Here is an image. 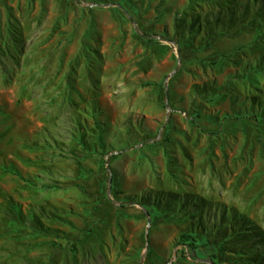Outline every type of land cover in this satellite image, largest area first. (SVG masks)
I'll use <instances>...</instances> for the list:
<instances>
[{
  "label": "rangeland",
  "instance_id": "obj_1",
  "mask_svg": "<svg viewBox=\"0 0 264 264\" xmlns=\"http://www.w3.org/2000/svg\"><path fill=\"white\" fill-rule=\"evenodd\" d=\"M182 233L264 264V0H0V264H212Z\"/></svg>",
  "mask_w": 264,
  "mask_h": 264
},
{
  "label": "trees",
  "instance_id": "obj_2",
  "mask_svg": "<svg viewBox=\"0 0 264 264\" xmlns=\"http://www.w3.org/2000/svg\"><path fill=\"white\" fill-rule=\"evenodd\" d=\"M149 215V212H147ZM177 244L190 250L191 257L199 261L207 260L212 264H216L215 258L217 249L215 246H210L206 243L198 241L191 233H182L177 236ZM215 249V250H214ZM183 253V250L176 252L178 256ZM175 254V256H176ZM173 264V263H170Z\"/></svg>",
  "mask_w": 264,
  "mask_h": 264
},
{
  "label": "water",
  "instance_id": "obj_3",
  "mask_svg": "<svg viewBox=\"0 0 264 264\" xmlns=\"http://www.w3.org/2000/svg\"><path fill=\"white\" fill-rule=\"evenodd\" d=\"M147 224H148V220H147V222H146Z\"/></svg>",
  "mask_w": 264,
  "mask_h": 264
}]
</instances>
